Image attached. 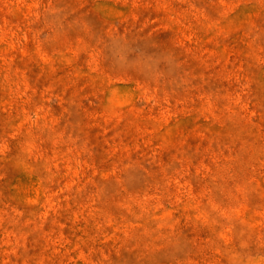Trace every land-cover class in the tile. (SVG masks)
I'll return each mask as SVG.
<instances>
[{
	"label": "rangeland",
	"instance_id": "obj_1",
	"mask_svg": "<svg viewBox=\"0 0 264 264\" xmlns=\"http://www.w3.org/2000/svg\"><path fill=\"white\" fill-rule=\"evenodd\" d=\"M0 264H264V0H0Z\"/></svg>",
	"mask_w": 264,
	"mask_h": 264
}]
</instances>
